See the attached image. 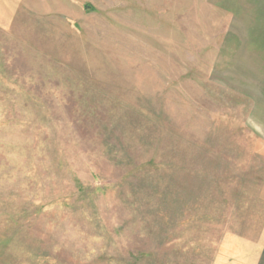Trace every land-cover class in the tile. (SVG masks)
I'll return each instance as SVG.
<instances>
[{"label":"rangeland","instance_id":"rangeland-1","mask_svg":"<svg viewBox=\"0 0 264 264\" xmlns=\"http://www.w3.org/2000/svg\"><path fill=\"white\" fill-rule=\"evenodd\" d=\"M258 1H22L0 28V264H213L264 181Z\"/></svg>","mask_w":264,"mask_h":264},{"label":"crops","instance_id":"crops-1","mask_svg":"<svg viewBox=\"0 0 264 264\" xmlns=\"http://www.w3.org/2000/svg\"><path fill=\"white\" fill-rule=\"evenodd\" d=\"M22 1L0 0V28L10 26ZM254 3L264 6V0ZM252 200L243 208L241 234L229 233L223 239L213 264H264V181Z\"/></svg>","mask_w":264,"mask_h":264}]
</instances>
